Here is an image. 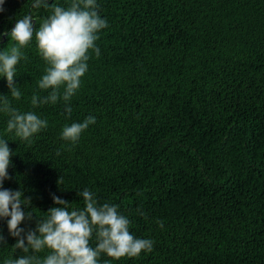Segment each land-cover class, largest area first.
<instances>
[{"label": "trees", "instance_id": "16d2710c", "mask_svg": "<svg viewBox=\"0 0 264 264\" xmlns=\"http://www.w3.org/2000/svg\"><path fill=\"white\" fill-rule=\"evenodd\" d=\"M57 2L67 6L6 0L0 31L28 13L39 28ZM98 2L108 27L71 114L63 100L32 108L33 93L48 94L37 86L45 62L34 40L17 65L13 106L49 121L31 142L5 133L15 155L4 187L24 191L33 211L21 226L35 228L55 206L51 193L83 207L77 191L87 187L154 241L139 257L102 253L101 264H264V0ZM90 114L76 144L60 138ZM6 123L0 114V133ZM0 231V261L20 255L4 221Z\"/></svg>", "mask_w": 264, "mask_h": 264}, {"label": "clouds", "instance_id": "9594fccd", "mask_svg": "<svg viewBox=\"0 0 264 264\" xmlns=\"http://www.w3.org/2000/svg\"><path fill=\"white\" fill-rule=\"evenodd\" d=\"M5 3L6 0H0V13L6 10ZM66 3L64 6L57 2L39 28L34 16L28 13L15 19L10 30L0 31V40L8 38L7 44L0 47V79L6 80L9 89L8 94L0 93V114L7 116L6 128L0 133V221L6 223L8 235L15 238L12 249L21 253L15 255L14 252L0 264H101L102 253L119 260L139 257L142 252L150 253L154 248L151 238L138 237L130 231L131 221L119 211V205L99 203L96 193L87 187L77 191L83 207L72 208V202L51 193L55 206L49 208L42 219H36L35 228L21 226L33 218L30 198L21 189L4 187L5 180L11 178L8 169L11 157L15 155L5 133L31 142L49 125V121L36 111H21L11 102L22 96L16 77L17 65L26 59L25 47L34 40L38 54L45 62L37 86L48 94L33 93L32 108L56 105L63 100L69 114L72 112L69 102L81 88L91 54L100 56L96 42L101 30L108 27V19L100 14L98 0H66ZM48 4L49 0H32L31 7L39 9ZM96 119L90 114L82 121L64 124L60 138L70 145L76 144ZM158 223L164 227L163 221ZM4 244H7L6 238L0 231V245ZM42 252L43 257L39 255Z\"/></svg>", "mask_w": 264, "mask_h": 264}]
</instances>
